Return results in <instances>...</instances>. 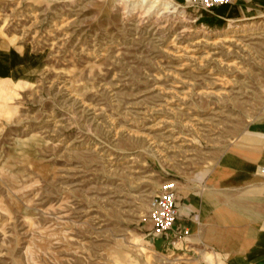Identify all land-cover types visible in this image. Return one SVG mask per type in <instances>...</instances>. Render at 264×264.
I'll use <instances>...</instances> for the list:
<instances>
[{
    "label": "rangeland",
    "instance_id": "obj_1",
    "mask_svg": "<svg viewBox=\"0 0 264 264\" xmlns=\"http://www.w3.org/2000/svg\"><path fill=\"white\" fill-rule=\"evenodd\" d=\"M218 8L0 0V264H155L152 197L264 118V16Z\"/></svg>",
    "mask_w": 264,
    "mask_h": 264
},
{
    "label": "crops",
    "instance_id": "obj_2",
    "mask_svg": "<svg viewBox=\"0 0 264 264\" xmlns=\"http://www.w3.org/2000/svg\"><path fill=\"white\" fill-rule=\"evenodd\" d=\"M218 7L217 16L228 20L264 16V0H231ZM5 67L0 63V70ZM261 166L264 118L250 124L209 169L180 181L175 226L150 236L155 264H264Z\"/></svg>",
    "mask_w": 264,
    "mask_h": 264
},
{
    "label": "built area",
    "instance_id": "obj_3",
    "mask_svg": "<svg viewBox=\"0 0 264 264\" xmlns=\"http://www.w3.org/2000/svg\"><path fill=\"white\" fill-rule=\"evenodd\" d=\"M203 8H215L231 0H193ZM264 174V166L258 168ZM152 228L150 235H162L175 226L178 214V198L173 183H166L161 190L152 197L150 208Z\"/></svg>",
    "mask_w": 264,
    "mask_h": 264
}]
</instances>
